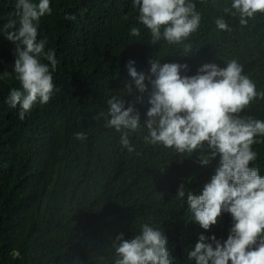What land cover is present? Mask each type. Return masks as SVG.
<instances>
[{
	"label": "trees",
	"instance_id": "trees-1",
	"mask_svg": "<svg viewBox=\"0 0 264 264\" xmlns=\"http://www.w3.org/2000/svg\"><path fill=\"white\" fill-rule=\"evenodd\" d=\"M193 2L201 25L184 41L192 53L182 56L183 44L153 43L132 0H51L53 11L40 19L38 39L46 37V50H55L56 91L24 120L19 106L7 103L10 91L21 88L14 74L16 45L0 33V264H114L112 241L120 233L131 239L144 223L162 228L175 264H194L187 251L201 234L227 238L229 214L206 231L192 221L186 198H176L181 185L199 192L218 158L202 166L201 151L178 154L145 144L144 128L131 136L135 151L129 153L119 143L121 133L107 128L100 115L112 95H126L130 59L145 72L154 56L161 63H186L189 71L182 75H195L204 63L223 68L236 59L264 92V14L242 26L239 16L223 11L232 0ZM13 11L14 0H0V24ZM221 16L230 31L217 29ZM134 26L138 37L130 35ZM136 107L143 121L147 107ZM242 115L264 119V98ZM78 132L87 139H76ZM257 139L254 166L264 176V137Z\"/></svg>",
	"mask_w": 264,
	"mask_h": 264
},
{
	"label": "clouds",
	"instance_id": "clouds-1",
	"mask_svg": "<svg viewBox=\"0 0 264 264\" xmlns=\"http://www.w3.org/2000/svg\"><path fill=\"white\" fill-rule=\"evenodd\" d=\"M132 7L138 11V24L150 32L153 43L163 39L169 44H183L180 55L192 53V45L184 41L197 32L202 19L193 0H132ZM52 11L51 0H14L8 22L0 24V33L16 45L14 74L21 88L10 91L7 103L11 108L19 106L20 120L37 103H49L56 91L55 50H46V37L38 39L39 21ZM223 11L239 16L240 25L246 26L257 14H264V0H232ZM64 19L75 21L77 17L65 14ZM215 25L220 31L231 30L223 16L215 19ZM130 35L140 36V28L132 27ZM135 63L130 59L126 64L130 77L122 88L126 95H112L106 112L100 114L107 128L121 133L122 148L134 152L131 136L144 128L145 144L178 154L201 151L202 166L218 158L214 174L199 192L186 191L181 185L176 198H186L192 221L206 231L217 225L224 213L231 216L232 225L226 239L201 234L187 251L188 261L264 264V176L254 166L258 153L253 149L257 138L264 137V119L242 115L254 100L264 98V92L257 91L256 83L236 59L223 68L204 63L195 75H182L189 71L186 63H161L155 56L148 60L146 72L138 71ZM128 96L134 100L129 102ZM137 104L147 107L143 121ZM75 136L87 139L84 132ZM112 247L114 264H175L168 237L162 228L149 223L131 239L120 233Z\"/></svg>",
	"mask_w": 264,
	"mask_h": 264
}]
</instances>
